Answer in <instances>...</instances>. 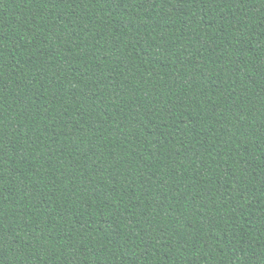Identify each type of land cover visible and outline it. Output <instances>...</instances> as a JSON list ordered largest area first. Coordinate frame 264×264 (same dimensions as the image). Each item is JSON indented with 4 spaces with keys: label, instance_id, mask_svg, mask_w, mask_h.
I'll use <instances>...</instances> for the list:
<instances>
[{
    "label": "trees",
    "instance_id": "trees-1",
    "mask_svg": "<svg viewBox=\"0 0 264 264\" xmlns=\"http://www.w3.org/2000/svg\"><path fill=\"white\" fill-rule=\"evenodd\" d=\"M0 264H264V0H0Z\"/></svg>",
    "mask_w": 264,
    "mask_h": 264
}]
</instances>
